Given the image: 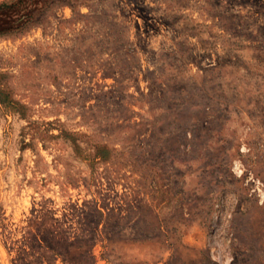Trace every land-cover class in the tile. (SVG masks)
Segmentation results:
<instances>
[{"label":"rangeland","instance_id":"1","mask_svg":"<svg viewBox=\"0 0 264 264\" xmlns=\"http://www.w3.org/2000/svg\"><path fill=\"white\" fill-rule=\"evenodd\" d=\"M41 3L0 37V264H264V0Z\"/></svg>","mask_w":264,"mask_h":264},{"label":"trees","instance_id":"2","mask_svg":"<svg viewBox=\"0 0 264 264\" xmlns=\"http://www.w3.org/2000/svg\"><path fill=\"white\" fill-rule=\"evenodd\" d=\"M42 2L40 9L46 10L51 4L60 0H10L9 2L0 3V37L15 35L32 23H35L33 12L35 9H31L32 3ZM22 10V14L18 15V12ZM10 14H14L17 17L12 19ZM0 102L7 105V107L17 108L18 104L9 99L7 94L0 90ZM107 152L101 147L96 150L95 158L106 160Z\"/></svg>","mask_w":264,"mask_h":264}]
</instances>
